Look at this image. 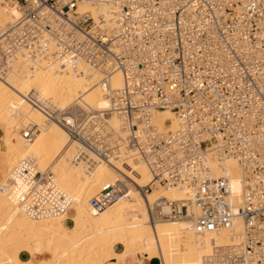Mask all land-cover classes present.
<instances>
[{
  "label": "built area",
  "instance_id": "built-area-1",
  "mask_svg": "<svg viewBox=\"0 0 264 264\" xmlns=\"http://www.w3.org/2000/svg\"><path fill=\"white\" fill-rule=\"evenodd\" d=\"M5 1L21 18L0 26V76L19 58L57 60L61 71L78 74L83 68L123 75L121 89L105 91L112 107L88 118L36 105L75 141L73 163L89 170L116 157L150 167L155 180L149 186L119 171L121 179L103 183L89 209L102 213L131 189L147 198L154 188L192 187L187 200L150 209V219L190 220L199 235L228 232L232 243L212 240L205 264H264V0ZM26 99L35 106V93ZM167 110L177 116L174 132L152 125L154 113ZM113 115L126 136L109 127ZM23 132L32 137L33 130ZM229 158L244 175L240 231L230 180L208 166L214 161L227 172ZM8 187L33 216L73 206L31 158L11 172ZM190 203L199 209L194 217Z\"/></svg>",
  "mask_w": 264,
  "mask_h": 264
},
{
  "label": "bare ground",
  "instance_id": "bare-ground-1",
  "mask_svg": "<svg viewBox=\"0 0 264 264\" xmlns=\"http://www.w3.org/2000/svg\"><path fill=\"white\" fill-rule=\"evenodd\" d=\"M85 7L96 12L94 5ZM20 18L17 6L0 0V26ZM82 72L61 71L59 62L53 59L39 58L31 64L29 59L19 58L12 69L0 76V129L4 133L0 140V264H205L213 252L212 240L218 245L232 243L228 232L199 235L190 220L150 219V209L161 205L169 209V202L187 200L192 187L154 188L147 198L131 189L122 202L102 213L89 209V200L103 183L121 179L119 171L143 188L155 178L147 164L130 158H124L122 165L112 157L89 170L73 163L75 141L57 121H47L44 109L36 105L50 103L61 112L88 118L108 111L112 105L105 91H117L124 84L119 70L108 76L83 68ZM90 75H94V81L89 80ZM29 93H35V106L26 99ZM107 123L126 136L118 116L108 117ZM152 125L165 132L179 128L176 114L169 110L155 112ZM28 130H33V134L25 139L23 131ZM26 158H31L38 172L52 178L72 198L70 211L33 216L24 209L23 196L8 187V178ZM226 165L224 172L214 161L208 163L215 177L227 176L230 180L240 231L244 175L236 160L229 158ZM186 206L189 216L199 214L195 203Z\"/></svg>",
  "mask_w": 264,
  "mask_h": 264
},
{
  "label": "crops",
  "instance_id": "crops-1",
  "mask_svg": "<svg viewBox=\"0 0 264 264\" xmlns=\"http://www.w3.org/2000/svg\"><path fill=\"white\" fill-rule=\"evenodd\" d=\"M3 135H4L3 130L0 129V140L2 139ZM139 259L142 260L141 257ZM109 262L110 261H108L107 263H109ZM148 263H149L148 261H144V264H148ZM115 264H128V263L127 262H118V261H116ZM130 264H135V263H130ZM149 264H152V263L150 262Z\"/></svg>",
  "mask_w": 264,
  "mask_h": 264
},
{
  "label": "rangeland",
  "instance_id": "rangeland-1",
  "mask_svg": "<svg viewBox=\"0 0 264 264\" xmlns=\"http://www.w3.org/2000/svg\"><path fill=\"white\" fill-rule=\"evenodd\" d=\"M2 148H4V146H3V142H2ZM107 263V262H106Z\"/></svg>",
  "mask_w": 264,
  "mask_h": 264
}]
</instances>
